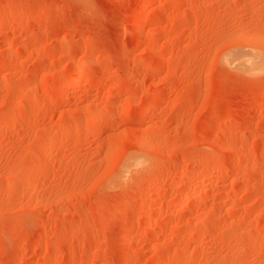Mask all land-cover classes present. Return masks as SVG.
<instances>
[{
  "label": "rangeland",
  "instance_id": "374dc122",
  "mask_svg": "<svg viewBox=\"0 0 264 264\" xmlns=\"http://www.w3.org/2000/svg\"><path fill=\"white\" fill-rule=\"evenodd\" d=\"M236 54L264 0H0V264H264Z\"/></svg>",
  "mask_w": 264,
  "mask_h": 264
},
{
  "label": "bare ground",
  "instance_id": "6f19581e",
  "mask_svg": "<svg viewBox=\"0 0 264 264\" xmlns=\"http://www.w3.org/2000/svg\"><path fill=\"white\" fill-rule=\"evenodd\" d=\"M260 56L254 55V54H247V55L246 54H236V55L231 56L230 58L227 57V62L231 65L232 63L233 64L235 63L234 65H236V62H237L239 67H242L244 70L248 71L249 73L252 72V74L253 73L256 74L257 72L264 70V58H263L264 56L263 57H260ZM69 82H74V79L70 80Z\"/></svg>",
  "mask_w": 264,
  "mask_h": 264
}]
</instances>
